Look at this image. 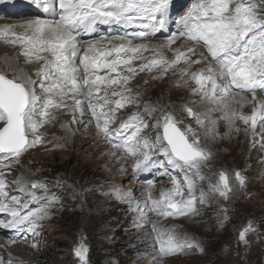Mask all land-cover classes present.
Masks as SVG:
<instances>
[{"label": "rangeland", "instance_id": "1", "mask_svg": "<svg viewBox=\"0 0 264 264\" xmlns=\"http://www.w3.org/2000/svg\"><path fill=\"white\" fill-rule=\"evenodd\" d=\"M176 1L169 0L165 21L170 19V25L177 26V30L171 33H177L178 40H184L185 44L178 46L179 41L176 39L169 48L155 51L157 49H150L151 44L146 43L147 38L132 40L144 42L150 49L140 55L146 58L133 61L137 75L127 85L131 93L126 95L136 96L139 106L128 104L116 109L115 123L110 124V130L118 128L119 124L133 113H143L144 106L150 105L157 111L150 116L145 114L148 127L143 129L140 135L155 140L156 136L162 133V128L156 127L157 119L165 112L172 113L180 121L178 126L181 130L190 126L201 147L211 153V158L201 168L205 179H196L195 194L199 196L200 191L207 193L209 185L218 181V174L225 172L232 189L228 198L211 194L205 203L197 202L195 212H189L187 215L165 218L157 214L149 196L158 200L161 191L171 190L174 182L183 191V198L188 199L184 173L179 169H169L168 174H162L163 169L157 166V162L166 161V157L159 149H153L149 153L150 159L142 165V170L134 171L132 165L137 159H142V155L130 157L125 154L123 148L114 145L118 138L114 137L113 141L106 139L96 127V120L92 118L90 109L89 115L82 116L83 124L79 126L78 123L73 124L72 113L61 107L63 111L55 112L54 118L63 120V125L53 126V118L49 116L48 122L39 128V133H29V139L40 135L42 143L29 148L19 158L18 163L14 162L15 158L9 157L10 164H5L6 169H1L3 166H0V178L7 181L6 191L9 197L21 195L20 186L16 183L21 177L25 182L39 181L47 185V191L41 188L26 189L25 194L21 195L22 202L27 203L28 208L32 210L42 206H48L49 209V216L41 222L42 227L37 229L38 236L34 233L27 234L25 231L24 243L27 247H8V243L3 241V232L0 229V264H81L74 254V249L81 242L88 250L87 264H97L96 250L103 254L101 264H264V122L258 121L256 128L252 129L250 124L245 125L239 119H229L232 111L251 115L253 108L264 101V89L255 90V100L253 92H239L230 87L227 92L220 91L218 87L215 96L205 97L203 93L194 95L192 90L198 85L191 79V73L206 69L210 65L218 72V65L212 62L203 43H195L178 35L179 28L175 21L185 16L196 0H189L183 13L173 8ZM244 2L253 4L257 13L264 15V0ZM57 6V10L51 11L45 10V5H38L37 8L43 10L39 16H3L4 18H0V24L9 25L12 22L38 19L52 20L50 13L57 14L55 19H58L61 11L58 0ZM20 25H16L17 28H20ZM10 36L6 34L0 37H13ZM114 36L120 35L109 34L104 37L110 39ZM151 40L168 41V38L158 37ZM90 41L79 40L81 53L87 49L84 44ZM112 41L115 40H111V43ZM117 41L121 44L126 43L127 39ZM109 44V40L105 39L100 42V47L108 48ZM6 47L0 44V72L8 78L28 79L29 74L33 81L36 72L21 57L24 51L20 50L18 54L17 51ZM188 48L195 50L194 54H188L191 60H200V63L191 64L189 67L181 61L166 73L162 67L139 71L141 60L146 63L157 58L159 54L172 60L176 55L174 50L186 51ZM129 55L131 54L127 57ZM12 57H16L18 61L15 68L5 63V59L10 60ZM185 68L188 69V74L182 75ZM106 72L107 69L98 71L96 75L101 76ZM118 72L122 75L130 74L126 69ZM111 75L115 77L116 73ZM216 79L217 85L223 87L225 82L218 75ZM47 84L45 83V87ZM211 87L208 84L205 90ZM105 91L111 93L112 89L101 88L99 95L103 96ZM36 93L34 103L39 109L46 105L49 93L44 90L35 91ZM77 95V99L85 105L88 101L98 105L104 103L102 99V103H96L98 98L88 97L86 92ZM233 95L239 99L233 97V103L238 105L229 102L228 97ZM109 99L116 100L112 96H109ZM73 104L74 114L81 117L75 100ZM186 105L192 107L195 112L204 114V125L197 124L195 119L188 115L185 111ZM109 108H113L111 104L105 107L104 111L108 112ZM49 109L52 110L53 107ZM86 109L88 108L85 107L84 110ZM97 111H100L99 107ZM34 118L41 119L38 116ZM4 156L5 154H2L0 159ZM164 167L169 166L165 163ZM139 171H147L151 177L140 179ZM236 172L245 178L243 186L236 180ZM148 181H152V184L149 185ZM28 192H33L34 197H29ZM26 196L28 198H25ZM53 197L55 199H52ZM153 224L157 229L175 228L181 236L187 235L199 241L204 248L203 253L191 249L164 256L159 251ZM249 224L251 230L247 233L246 242L240 241V231ZM33 244L36 246L33 247Z\"/></svg>", "mask_w": 264, "mask_h": 264}, {"label": "snow or ice", "instance_id": "2", "mask_svg": "<svg viewBox=\"0 0 264 264\" xmlns=\"http://www.w3.org/2000/svg\"><path fill=\"white\" fill-rule=\"evenodd\" d=\"M61 9L58 19L33 20L24 25V34H18L13 29L15 26L6 25L0 28V36L11 35L17 41L26 44L23 54L26 57H34L37 61L44 60V65L38 70V75L43 77L41 87H45L44 82L48 81L45 91L49 93L46 105L37 108L35 101V91L31 87L35 82L31 79L19 77L8 78L0 72V153L5 156L0 159V166L3 160L9 157L15 158L18 163L19 158L32 147L42 143L40 135H34L29 139V133H38L40 127L47 123L49 117V107H66L63 97L75 100L76 107L80 109L81 116L84 115V108L91 110L92 118L96 120V127L106 139L114 141V145L123 148L125 154L130 157L142 155V159H137L132 165L134 171L142 170L149 159L153 149H159L160 153L166 157V161L157 162V166L163 169L162 174H168L169 169H179L184 173L189 193L188 199L183 198V191L175 184L171 190L161 191L158 200L151 199L153 210L163 217L187 215L195 212L197 202L203 204L211 194H218L225 199L231 192L229 177L225 172H220L218 181L209 185L206 193L200 191L199 196L195 194L196 179L204 180L201 168L211 158V153L201 147L194 130L189 126L183 131L178 126L180 121L170 112H165L157 119L156 127L162 128V133L153 140L148 136H141L143 129L148 127L145 114L151 115L157 109L150 105L144 106L143 113H133L126 121L119 124L116 129L110 130V124L115 123L116 109L123 108L128 104L139 106L138 98L131 93L127 87L133 78L132 75H122L117 70L123 65L126 72L135 74L137 68L133 67V61L142 59L138 53L149 51L146 44L133 45L132 40L136 38H146L154 35L164 28L165 17L168 15L169 0H58ZM45 4V10L48 9ZM115 24L122 26L136 25L139 30L131 33L129 38L125 36H114L91 42L83 53L80 51V42L76 38L79 30L91 31L96 24ZM179 28V36L195 43H203L206 47L212 62L218 65V72L211 65L206 69L191 73V79L198 85L193 89V94L203 93L205 97L215 96L219 87L220 91L227 92L229 86L237 89L253 92L255 100V90L264 89V15L257 13L256 8L251 3L244 0H196L191 5L188 13L175 21ZM177 33H172L168 37V43L164 47H170L177 39ZM105 39L125 40L121 43L103 49L100 42ZM159 47V46H157ZM176 55L172 60H168L162 54L151 61L139 65V71H151L155 67H162L166 73L169 68L174 67L183 61L186 65L200 63V60H191L189 53L194 54L193 48L186 51L174 50ZM47 53L48 57L42 55ZM121 53H130L127 58H121ZM115 54V59H107ZM31 62V61H29ZM107 69L105 76L96 75L98 71ZM116 73L113 77L111 74ZM215 73V74H214ZM185 68L182 75H187ZM219 76L225 84L223 87L217 85L216 76ZM212 87L206 89V85ZM121 86L123 91L113 89L111 93L105 91L100 96L101 88H113ZM88 97H97L103 100V104H94L88 101L82 104L75 99L77 93H85ZM109 96L120 97L114 101L115 108L104 111L110 103H113ZM60 97L61 99H55ZM233 99L231 96L228 100ZM225 103V101H219ZM99 107L100 111H97ZM185 111L193 117L197 124L204 125L206 117L204 114L195 112L192 107L185 106ZM111 113V114H109ZM41 119H35L34 117ZM103 119V123H101ZM230 120L239 119L245 125L256 128L257 122H264V101L253 108L251 115H244L232 111ZM126 130H130L126 133ZM239 131V129H236ZM167 163L168 168L164 167ZM189 173L192 175L190 176ZM2 176V174H0ZM236 180L241 186L245 183V178L239 173H235ZM20 186L19 193L25 194L26 189L41 188L47 191V185L39 182H25L23 177L16 181ZM151 185L152 181H148ZM7 181L0 178V213H7L11 219L5 221L0 219V228L19 229L39 235L38 228L42 227V221L49 216L48 206H42L35 210L29 209L27 203H23L21 195H12L6 191ZM29 197H34L33 192H28ZM52 199H55L54 197ZM12 204L13 207L8 205ZM22 210L23 211L22 214ZM227 219V216H225ZM152 228L156 232L155 239L159 242V251L164 255H175L187 250L195 249L203 253L204 248L201 243L187 235L181 236L175 230L157 229L153 224ZM251 230V224L243 228L239 233L240 241L246 242L247 233ZM36 244H33L35 247ZM87 247L81 242L74 249V254L79 258L81 264H87Z\"/></svg>", "mask_w": 264, "mask_h": 264}, {"label": "bare ground", "instance_id": "3", "mask_svg": "<svg viewBox=\"0 0 264 264\" xmlns=\"http://www.w3.org/2000/svg\"><path fill=\"white\" fill-rule=\"evenodd\" d=\"M1 1V0H0ZM6 1H8V0H6ZM189 2V0H187L186 1V3H185V5L187 4ZM9 5V3L7 4V3H2V2H0V16H2V17H0V18H4L3 16V10L4 9H6V6H8ZM185 5L182 7V8H180V9H178L179 8V6H180V3L179 2H175L174 3V5H173V8L174 9H177L176 11H181L180 13H183V11L185 10ZM29 6H34V5H30L29 4ZM23 8H26V5H25V2L23 1V0H21V1H17V2H12V3H10V7H9V9H14V10H12L13 11V13H14V15H12V17H19V16H24V15H15V14H17V9H23ZM28 16H30V17H33V16H39V13H37V12H34V11H31L29 14H28ZM55 16H57V14H55V13H50L49 14V17L51 18V19H55ZM33 21V20H32ZM10 23V22H9ZM27 22H25V21H18V23H15V22H12L11 24H9V25H12V26H15L14 27V31L16 32V33H18V34H24L25 32H23V31H25V29L23 28V27H20V28H17V26L19 25V24H21V25H24V24H26ZM99 24V23H98ZM7 24H0V28H3L4 26H6ZM17 25V26H16ZM166 25H168L167 26V28H169V31L167 30L166 32H165V27H166ZM99 27V26H98ZM137 28V27H136ZM138 29V28H137ZM19 30H21V31H19ZM175 30H177V26L176 25H174V26H171L170 25V19H168V20H166L165 21V26H164V28H162V29H160L159 31H157L154 35H151V36H149V37H146L148 40L146 41V43H148V44H151L150 45V49H152V48H154V49H157V50H155V51H163V50H165L166 48H169V47H164L165 45H167V43H168V41L167 40H164V41H162V40H151V39H157L158 37H160V38H162V39H167L172 33V31H175ZM92 31V30H91ZM19 32H21V33H19ZM115 33H120L119 31H115ZM11 37V36H10ZM100 37H101V35H97V34H95V36H93V37H88L85 33H83L81 30H79L77 33H76V38H77V40L79 41V40H81V41H90V42H88V43H85L84 44V46H86V47H88L87 45L89 44V43H91V42H93V41H96V40H100ZM152 37V38H151ZM16 38L13 36V37H11V38H3V37H0V44H2V45H4L6 48H10V49H12V50H15V51H17L18 52V54H19V51L20 50H23L24 51V49H25V47L23 46V44H21L20 45V43L17 41L16 43H11L10 41H12V40H15ZM144 40H146V39H144ZM143 40V41H144ZM177 41H179V44H178V46H183L185 43H184V40H178V38H177ZM124 43V42H123ZM127 43V42H126ZM133 43H136L135 45H139V44H146V43H142L141 41H139V42H132V44ZM120 43H118V41L117 40H115V41H112V43H110L109 44V46H108V48L109 47H112V46H115V45H119ZM156 44V45H155ZM158 44V45H157ZM20 45V46H19ZM172 45V44H171ZM157 46H159V47H157ZM103 49H108L107 47H102ZM149 49V50H150ZM9 51V50H8ZM0 54H2V52H0ZM129 54V53H128ZM128 54H121V58H127V55ZM142 54H144V52H141V53H138V55L140 56V55H142ZM190 54V53H189ZM42 55H44L45 57H48V54L47 53H42ZM21 57L23 58V60L26 62V63H28V64H30V66L31 67H33V69L35 70V72H36V75L34 76V79H33V81L35 82L34 84H32L31 85V87L37 92V91H45V87H41V81L43 80V77H41L40 75H38V70L44 65V63H45V61L44 60H40V61H37L34 57H26V56H24V54L23 55H21ZM116 57L115 56H112V57H110V59L109 60H111V59H115ZM144 58H146V57H142V59H144ZM29 61H32V62H29ZM17 60H16V57H12L10 60H6L5 59V63L6 64H9V65H13V67L15 68L16 66H17ZM140 63L141 64H143V62H142V60L140 61ZM19 65V64H18ZM132 66H133V64H132ZM12 67V68H13ZM126 67L127 66H121L117 71H122V70H124V69H126ZM107 74V72L106 73H104V74H102L101 76H105ZM15 75V74H14ZM20 75V74H19ZM123 75H125V74H123ZM127 75H132L133 76V78L131 79V80H133L134 79V77L137 75V73H135V74H127ZM22 76H23V74H22ZM27 76V75H26ZM28 79H30V76H29V74H28ZM45 83H48V81H45L44 82V84ZM232 90H235V91H239V92H242L240 89H237V88H235L234 86H229ZM112 90L113 89H115V90H117V91H123V88L121 87V86H113V88H111ZM37 95V93L35 94V96ZM125 95H126V93H125ZM202 95V94H201ZM48 96V95H47ZM236 97V95H233V96H231L232 98L233 97ZM79 97V95H77L76 94V97H75V99H77ZM56 99H61L60 97H56ZM115 99L117 100V99H120V97H115ZM236 99L237 100H239L237 97H236ZM240 100H242V99H240ZM74 102V99H71V98H69V97H63V103L64 104H66L67 106L65 107V108H67L66 110L67 111H69L70 113H72L71 114V118L73 119V124H76V123H78L79 124V126H81L82 124H83V117L81 116V117H79V116H76L75 114H74V112H75V107H74V104H73V102ZM112 102L113 103H110L111 104V106L114 108L115 107V104H114V99L112 100ZM229 102L231 103V104H235V103H233L234 102V98L233 99H231V100H229ZM238 102V101H237ZM41 103V102H40ZM96 103H102V101H100V100H98ZM45 104V103H44ZM235 105H238V103L237 104H235ZM49 111V116H51V118H53V126H55V125H60V124H64L63 123V120L61 121L60 119H56V118H54L56 115H55V112L57 113V112H59V111H63L62 109H61V107L60 108H54L53 107V109L51 110V109H49L48 110ZM66 111V112H67ZM54 112V113H53ZM61 113V112H60ZM62 114V113H61ZM69 115V114H68ZM85 115H89V109H86V110H84V116ZM50 118V117H49ZM78 128V127H77ZM58 130V129H57ZM42 131V130H41ZM130 131V130H129ZM129 131H127L126 130V133L127 132H129ZM39 133V132H38ZM46 137V136H45ZM50 138V137H49ZM50 143V142H49ZM3 153H0V156L2 155ZM11 159H14L13 157H11ZM10 159V160H11ZM9 159L8 160H6V161H4L3 162V167L1 168V169H6V167H5V164L6 163H8V164H10L9 162ZM12 163V162H11ZM7 166H9V165H7ZM140 172V174H138V176H139V178L141 179H144V180H146L149 176H150V174L147 172V171H139ZM150 172H152V170L150 171ZM25 198H28V196H26ZM23 211H26V210H22V214H23ZM54 216V215H53ZM0 219H4L5 221H7V220H9V219H11V217L10 216H8L6 213H0ZM50 220V219H49ZM52 220V219H51ZM48 222V221H47ZM1 230H2V232H3V241L4 242H6V243H8V247H14V246H26L27 247V245L24 243L25 242V238H24V234H25V231H18V230H15V229H12V230H9V229H5V228H0ZM5 237H7V238H11L10 240L9 239H5ZM13 250V249H12Z\"/></svg>", "mask_w": 264, "mask_h": 264}, {"label": "trees", "instance_id": "4", "mask_svg": "<svg viewBox=\"0 0 264 264\" xmlns=\"http://www.w3.org/2000/svg\"><path fill=\"white\" fill-rule=\"evenodd\" d=\"M95 253L97 258V264H101L104 259L103 254H101V252H99L98 250H96Z\"/></svg>", "mask_w": 264, "mask_h": 264}]
</instances>
